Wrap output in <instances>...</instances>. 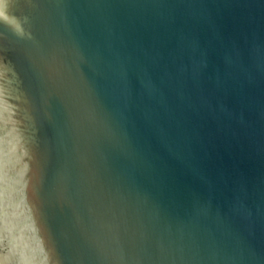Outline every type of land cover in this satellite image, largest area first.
Segmentation results:
<instances>
[{"label": "water", "instance_id": "1", "mask_svg": "<svg viewBox=\"0 0 264 264\" xmlns=\"http://www.w3.org/2000/svg\"><path fill=\"white\" fill-rule=\"evenodd\" d=\"M0 264H264V0H0Z\"/></svg>", "mask_w": 264, "mask_h": 264}]
</instances>
